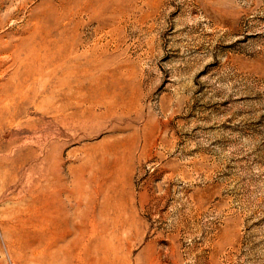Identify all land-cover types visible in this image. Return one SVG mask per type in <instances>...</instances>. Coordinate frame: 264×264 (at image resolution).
I'll return each instance as SVG.
<instances>
[{"label": "rangeland", "instance_id": "rangeland-1", "mask_svg": "<svg viewBox=\"0 0 264 264\" xmlns=\"http://www.w3.org/2000/svg\"><path fill=\"white\" fill-rule=\"evenodd\" d=\"M264 264V0H0V264Z\"/></svg>", "mask_w": 264, "mask_h": 264}, {"label": "bare ground", "instance_id": "bare-ground-1", "mask_svg": "<svg viewBox=\"0 0 264 264\" xmlns=\"http://www.w3.org/2000/svg\"><path fill=\"white\" fill-rule=\"evenodd\" d=\"M70 255L63 253V256L57 260L58 264H82L83 261L81 259H77L76 263L70 262L72 259L69 258ZM69 259H71L69 261Z\"/></svg>", "mask_w": 264, "mask_h": 264}]
</instances>
